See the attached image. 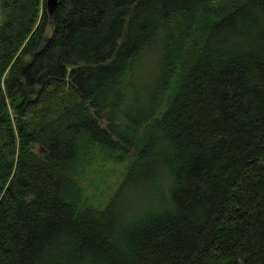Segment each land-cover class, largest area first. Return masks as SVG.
Segmentation results:
<instances>
[{
  "label": "trees",
  "instance_id": "1",
  "mask_svg": "<svg viewBox=\"0 0 264 264\" xmlns=\"http://www.w3.org/2000/svg\"><path fill=\"white\" fill-rule=\"evenodd\" d=\"M0 10V264H264V0Z\"/></svg>",
  "mask_w": 264,
  "mask_h": 264
},
{
  "label": "water",
  "instance_id": "2",
  "mask_svg": "<svg viewBox=\"0 0 264 264\" xmlns=\"http://www.w3.org/2000/svg\"><path fill=\"white\" fill-rule=\"evenodd\" d=\"M60 0H46L47 10L50 14H53L56 10Z\"/></svg>",
  "mask_w": 264,
  "mask_h": 264
},
{
  "label": "rangeland",
  "instance_id": "3",
  "mask_svg": "<svg viewBox=\"0 0 264 264\" xmlns=\"http://www.w3.org/2000/svg\"><path fill=\"white\" fill-rule=\"evenodd\" d=\"M0 12H1V10H0ZM52 32H53V28H52V26H49L48 28H47V30H46V34H52ZM145 64H146V62H144L141 66H140V68L141 69H143L144 67H145ZM104 124H106V122H103ZM2 142V137H1V135H0V143ZM35 150H38V146L36 147L35 146V148H34ZM85 185H86V187H87V189L89 188V186H90V183L89 182H86L85 183Z\"/></svg>",
  "mask_w": 264,
  "mask_h": 264
}]
</instances>
